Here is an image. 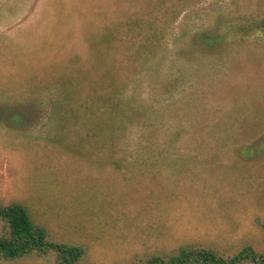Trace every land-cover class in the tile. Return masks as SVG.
Listing matches in <instances>:
<instances>
[{"label":"rangeland","instance_id":"1","mask_svg":"<svg viewBox=\"0 0 264 264\" xmlns=\"http://www.w3.org/2000/svg\"><path fill=\"white\" fill-rule=\"evenodd\" d=\"M141 5L152 3L0 0V197L25 202L90 264L186 244L261 248L264 36L216 53L192 41L261 2L156 11L163 39L136 54L120 23Z\"/></svg>","mask_w":264,"mask_h":264},{"label":"trees","instance_id":"2","mask_svg":"<svg viewBox=\"0 0 264 264\" xmlns=\"http://www.w3.org/2000/svg\"><path fill=\"white\" fill-rule=\"evenodd\" d=\"M149 1L152 3L151 7L141 5L132 12L133 18L120 23L124 28L122 42L130 53L149 54L163 39L165 30L156 24V11L163 12L162 15L171 13L173 18H176L179 17L182 6L192 3V0H177L178 6L176 0H147ZM259 1L262 5L259 9L249 14L223 16L225 19L222 18L221 23L214 28L209 27L194 34L192 41L203 47L196 52L203 49L213 51L219 44V50H223V45L231 40L247 39L251 35L255 37L257 33L264 36V0H258V3ZM214 52L216 53V50ZM118 97L117 93L116 100L112 101L115 106L120 105ZM119 121L114 124L113 131ZM35 215L25 202L0 197V261L90 264L87 261V250L81 244L59 238ZM128 264H264V245L261 248L245 245L236 253H221L212 248L186 244L171 252L139 256Z\"/></svg>","mask_w":264,"mask_h":264}]
</instances>
